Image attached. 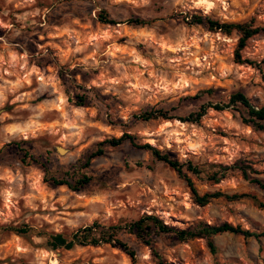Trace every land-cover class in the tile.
Listing matches in <instances>:
<instances>
[{"label": "clouds", "instance_id": "1", "mask_svg": "<svg viewBox=\"0 0 264 264\" xmlns=\"http://www.w3.org/2000/svg\"><path fill=\"white\" fill-rule=\"evenodd\" d=\"M104 13L116 23L102 22ZM197 16L203 23L194 20ZM249 17L251 34L239 27L230 33L213 29L209 23ZM133 18L143 23L130 24ZM256 29H264L261 0H0V225L12 219L6 209L21 215L20 201L29 211L16 223L37 222L27 235L5 234L0 249L14 246L10 264H72L86 249L73 241L69 251L56 245L53 236L70 234L95 221L107 226L117 218L123 219L124 243L131 254L117 243L121 238L117 232L110 243L101 241V247L93 249L105 251L109 264H157L156 253L164 257V264H185V260L191 264H264V235L258 241L225 226L227 218L233 226L264 234V209L226 199L201 206L187 192L173 201L168 193H179L184 183L155 155L159 151L185 167L188 160L202 167H206L205 160H217L215 153L205 152L215 137L209 133L206 144L199 125L180 117L211 104L207 116L201 118L208 125L217 115L215 103L225 94L174 103L181 96L195 95L197 84L204 87L231 78L239 82L238 87L244 86L253 108L264 107V30ZM123 36L128 38L121 43ZM238 46L241 56L255 65L233 62ZM80 85L87 90L88 103L74 99ZM157 100L166 102L161 107L167 115L150 107ZM240 103L222 104L223 115L228 126L237 130V137L252 136L253 126L245 125L241 112L235 111ZM111 138L119 142L104 143L101 149L100 141ZM22 141L27 142L23 151ZM224 143L231 150L217 151L228 153L220 157L226 163L248 151L237 139ZM211 171H205L206 183ZM52 177L68 183L49 187ZM84 177L88 182L78 185ZM242 183L238 171L229 172L216 187L231 195L230 190ZM57 194L61 199L75 196L84 210L65 214L61 224L41 230V221L48 217L33 215L39 206L36 202L48 207L46 196ZM145 212L175 227L187 226L173 216L206 215L213 231L201 239L209 246L194 255L192 241L161 231L155 222L150 235L145 232L138 238L139 232L130 231L129 226ZM92 264L102 262L94 259Z\"/></svg>", "mask_w": 264, "mask_h": 264}, {"label": "rangeland", "instance_id": "2", "mask_svg": "<svg viewBox=\"0 0 264 264\" xmlns=\"http://www.w3.org/2000/svg\"><path fill=\"white\" fill-rule=\"evenodd\" d=\"M261 3H264V0H261ZM17 11L19 12L20 10L17 9ZM105 14H107V13H105ZM37 19H39V18H37ZM133 19H137V18H133ZM251 19L252 18L249 17L247 20L241 18V19L236 20V21L226 20L223 22L245 23V22H249ZM217 20L221 21L220 19H217ZM127 38H128L127 36H123L120 38L119 42L123 43V41L126 40ZM46 42H47V39L44 41H40L41 44H44ZM236 49L232 55V59H233L234 63H237L236 62V56H235ZM52 52H53V50L51 48H49V53L52 54ZM242 60L245 62V64H248V61L253 63L252 65H255V63H256L254 60H251V59L245 60L243 57H242ZM262 63H264V61H262ZM241 65H243V64H241ZM73 71H79V69H73ZM261 78L264 79V72H262ZM238 84H239V82H234L231 80V78H229V80L227 82L225 80H219L218 79L215 82H210V83L206 84L204 87H201L199 84H197V88L199 90L195 93V95L181 96L177 100H175L174 103L175 104H183L184 101H186V100H199V99H202L204 96H208L210 98H213V97L217 96L218 92H223L225 94L223 97L220 98L221 102L225 103L228 101V99L232 93H235L238 91L244 93V86L241 85L238 87L237 86ZM86 91L87 90L83 88V85H80V92L77 93L78 96L83 97V99L85 101L84 103L89 102L88 96L86 94H84V93H86ZM74 99H75V97H74ZM165 103H166L165 101L157 100L155 105L150 106V107H153L154 109H162L165 111V109L161 107V105L165 104ZM6 108L8 110H11V106L6 105ZM172 110L175 111V108H173ZM192 112H196V111H192ZM192 112H190V113H192ZM216 112H217V115L210 118L208 125L202 124L201 121L199 124H197V125H199L201 130H203L205 133V143L206 144H208V134L209 133H211L215 137L211 141V144L205 149V152L208 154L215 153L217 156V160L216 161L205 160L204 164L210 163V164H220V165H224V166H233L237 161L242 160L245 163H247V165H250V166H252L253 164L264 165V135H261L262 132L253 131L254 134L252 136H246L244 134H241L239 137H237L235 135L237 130L235 128H231L228 126V119H227V117H225L223 115L224 111H220V112L216 111ZM186 116L187 115L181 116L180 118H184ZM205 116H207V114ZM233 119H235V117H233ZM229 139H237L240 143L247 146L248 151L247 152L241 151L240 156L238 158L233 160L231 163H226L220 157L227 156L228 153L227 152H220L217 150L222 149V148H229V150H231L230 146L224 143L225 140H229ZM105 140L106 139L101 140L100 143L105 141ZM24 143H27V142H24V141L20 142L22 151L24 150L22 148V145ZM176 154L178 155V153H176ZM175 161H178V160H175ZM188 161H192V160H188ZM253 169H255V171H257V173H259L258 177L264 180V167H253ZM181 180L184 183L183 189L179 193H177L176 191H172V192L168 193V195L172 197L173 201L181 199L183 197L184 192H187L190 195V191H189V188L187 187L186 182L183 179H181ZM243 181L245 183L240 184L238 186V189L230 190L232 192L231 195H233V194H248V195L256 197L259 201H261L264 204V201L261 200V193H264V191H262L257 185L252 184L251 182L245 180L244 178H243ZM194 182L196 183L197 188L201 194L214 193L217 191H221L223 193L228 194V190H224V189H220V188L216 187V185H219V183L218 184H213L210 182L206 183L205 181H201V180L196 179V178H194ZM49 187H51V185H49ZM257 189H259V191ZM148 195L150 196L151 193H149ZM157 195H162V194L158 193ZM190 197H191V195H190ZM162 198L166 200V199H168V196L162 195ZM46 199L48 200L49 206L45 207L40 201H37L36 203L39 206L37 207L35 213H33V215H40V216H47L48 217L47 220L41 221V225H42L41 230H43V228H53V227L61 224L65 214H72V213L84 210L83 207L78 206L82 202L77 201L75 196L65 195L64 198L61 199L60 194H57L55 197H47L46 196ZM144 199H147V196H141V200H144ZM218 200H220V199H218ZM243 201L250 202L251 204L256 205L250 199H243ZM23 203H24L23 201H20V204L18 205L21 208V215L19 217L15 216V209H6V211H10L12 213V219L9 223L0 225V244L6 242L5 234L12 232V231H9V228L20 227L22 225H28L29 227L33 228V226L36 225L37 222L35 220H31L28 223H24V222L16 223L17 220L23 221L26 212L29 211V210H26L23 208ZM261 209H263V208H261ZM153 211H154V209H153ZM144 214H147V213L145 212ZM143 215H141L140 217H142ZM140 217H138L137 219H139ZM171 219H173L174 221L178 220L179 224L187 226V227H177L180 229H186L198 221L207 222L206 215H196V216L177 215V216H173ZM95 222H99V221H95ZM122 223H123V219L117 218V219L113 220L107 226L121 225ZM225 223H230L227 218L225 219ZM252 223L255 224V223H257V221L255 219H253ZM209 224H211V223H209ZM230 224H232V223H230ZM171 226H173V225H171ZM235 226H241L243 228L242 225H235ZM81 227H84V226H80L79 228H81ZM247 230L252 231L251 227ZM61 233L69 234L66 232H61ZM122 239L123 240L125 239L124 235H123ZM192 243H193V254L194 255L205 251L206 248L208 247V244H206L205 241H203L202 239L192 240ZM13 247L14 246L12 244H8L7 248L0 249V257H2V258H0V264H10L11 253L13 251ZM83 248H85L86 251L80 253V255L77 258L73 259L72 264H92V261L94 259L100 260L102 262V264H109V261L104 259V257L107 255V253L105 251L102 250L100 252H94L93 249L98 248V247H92V246L91 247H83ZM261 251L264 252V245L261 246ZM4 253H7V255H4ZM114 255L118 256V254H114ZM163 259H164V257H163ZM185 264H191V262L185 260ZM242 264H248V262L245 261V262H242Z\"/></svg>", "mask_w": 264, "mask_h": 264}, {"label": "trees", "instance_id": "3", "mask_svg": "<svg viewBox=\"0 0 264 264\" xmlns=\"http://www.w3.org/2000/svg\"><path fill=\"white\" fill-rule=\"evenodd\" d=\"M101 20L102 22H106L110 24L116 23V21L108 19V16L105 13L101 16ZM194 20L203 23L201 18L198 16L194 17ZM129 23L138 24V23H143V21L139 19H131ZM209 23L212 25L213 29L220 27L223 28L226 32L230 33L231 28L239 27L241 31H244L246 34H251V32L248 29L249 22L230 23V22H221L219 20H209ZM261 30L264 29H256V31H261ZM243 43L244 41H241V45H243ZM235 56L237 63L245 64V62L242 60L241 49L239 46L236 49ZM248 64L252 65L253 63L248 61ZM75 99L79 100L78 102H82V103L85 102L83 97H80L78 95L75 97ZM236 101L241 102L237 106L235 111L241 112L242 114L241 118L243 120V123L245 125H252L253 131L255 132L264 133V107H261L260 110L257 111L255 108L251 106L249 102V98L243 92L238 91L232 93L228 101L225 103L222 102L215 103V109L218 112L224 111V106H227V104H234ZM222 104L224 106H222ZM208 106H212V105L209 104L202 106L199 112L189 113L186 117L180 119L186 122L192 121L195 124H199L201 118L207 114L206 108ZM159 110L161 115H167L166 111L162 109ZM151 114L152 113H147L146 115H151ZM118 142L119 141H117L115 138L106 139L105 141L100 143L101 149L104 143H118ZM100 154H103V152L101 151ZM25 155L27 156V153H25ZM155 155L159 157L160 160L166 161L167 165L170 166L171 169L175 170L178 176L186 182L187 187L189 188L190 191L191 198L194 199L201 206L205 205L209 200L226 199L232 201V200L250 199L260 208L264 209V204L261 201H259L256 197L248 194L229 195L221 191L201 194L197 188L196 183L194 182V178L199 179L201 181H205V171H207L208 169L213 170L207 175V180L213 184L220 183V180L225 179L229 172L238 171L245 180L251 182L252 184L257 185L262 191H264V180L258 177L259 173H257V171H255V169H253L252 166L247 165V163H245L242 160L237 161L233 166L205 163L204 165L206 167H202L199 164H193L192 161H188L186 162L187 166L185 167L184 164L172 160L168 156L162 155L159 151H155ZM249 172L252 173L251 176H249ZM66 175H70V174H66ZM88 180H89L88 177H84L82 180L78 181L77 183L78 185L87 183ZM47 182L49 183V185L56 184L58 186L63 183H68V181L60 180L55 177H52L51 180ZM69 187L70 188L72 187L71 184H69ZM153 222H155V226L159 227L161 231L173 232L175 233V236L181 240L192 241L195 239H201V237L205 235H209L213 231V225L205 221H198L186 229H180L171 225L166 226L161 219L157 218L154 215L148 216L147 214H144L142 217L135 220L129 226V228L130 231L132 232L138 231L140 234V237L138 238H142L145 232L149 233V235L152 233L154 227ZM225 226L231 231H244L246 237L255 236L257 240H260L261 236L264 235V234H258L252 232L250 230H245L241 226H233L230 223H225ZM93 228L97 230L96 233H93ZM33 230L34 228L29 227L28 225L9 228V231L16 232L20 235H27L30 231ZM215 231H220V229H215ZM117 232L121 233V238L117 240V243L120 244L121 248L128 250L129 254H131V250L129 249L128 244L124 243V240L122 239L124 235V230L121 228V225L104 226L99 222H94L91 226L81 227L76 231L72 232L71 234L57 233L53 236V239L56 245L65 246L70 251L73 248V241L79 243L82 247H88L89 244H91L92 247H100L101 241H103L104 244L110 243L114 238V234ZM112 247H115V244H113ZM155 255H156L157 264H164L163 257L159 255V253H156Z\"/></svg>", "mask_w": 264, "mask_h": 264}]
</instances>
